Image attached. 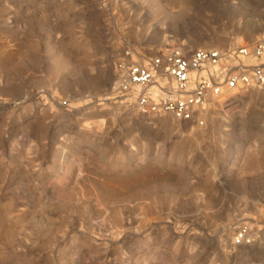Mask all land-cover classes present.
I'll return each instance as SVG.
<instances>
[{
    "label": "rangeland",
    "instance_id": "obj_1",
    "mask_svg": "<svg viewBox=\"0 0 264 264\" xmlns=\"http://www.w3.org/2000/svg\"><path fill=\"white\" fill-rule=\"evenodd\" d=\"M263 32L264 0H0V264H264V86L200 126L123 103L113 69Z\"/></svg>",
    "mask_w": 264,
    "mask_h": 264
},
{
    "label": "built area",
    "instance_id": "obj_2",
    "mask_svg": "<svg viewBox=\"0 0 264 264\" xmlns=\"http://www.w3.org/2000/svg\"><path fill=\"white\" fill-rule=\"evenodd\" d=\"M139 53L127 47L115 60L114 92L144 115H170L202 126L201 113L211 102L227 92L264 86V32L239 46L193 51L171 46L147 58ZM252 242L250 229L240 224L233 245Z\"/></svg>",
    "mask_w": 264,
    "mask_h": 264
},
{
    "label": "bare ground",
    "instance_id": "obj_3",
    "mask_svg": "<svg viewBox=\"0 0 264 264\" xmlns=\"http://www.w3.org/2000/svg\"><path fill=\"white\" fill-rule=\"evenodd\" d=\"M139 55H141V54L139 53Z\"/></svg>",
    "mask_w": 264,
    "mask_h": 264
}]
</instances>
